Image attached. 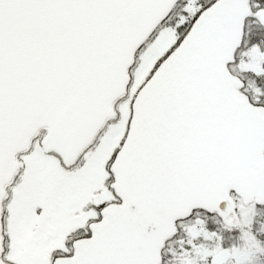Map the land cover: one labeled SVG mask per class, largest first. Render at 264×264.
Returning <instances> with one entry per match:
<instances>
[{
  "label": "snow or ice",
  "instance_id": "obj_1",
  "mask_svg": "<svg viewBox=\"0 0 264 264\" xmlns=\"http://www.w3.org/2000/svg\"><path fill=\"white\" fill-rule=\"evenodd\" d=\"M0 264H264V0H0Z\"/></svg>",
  "mask_w": 264,
  "mask_h": 264
}]
</instances>
